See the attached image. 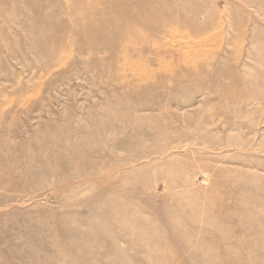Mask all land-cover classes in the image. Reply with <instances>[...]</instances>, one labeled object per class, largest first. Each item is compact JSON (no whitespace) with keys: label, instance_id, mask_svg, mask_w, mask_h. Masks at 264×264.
Returning a JSON list of instances; mask_svg holds the SVG:
<instances>
[{"label":"rangeland","instance_id":"374dc122","mask_svg":"<svg viewBox=\"0 0 264 264\" xmlns=\"http://www.w3.org/2000/svg\"><path fill=\"white\" fill-rule=\"evenodd\" d=\"M0 264H264V0H0Z\"/></svg>","mask_w":264,"mask_h":264}]
</instances>
